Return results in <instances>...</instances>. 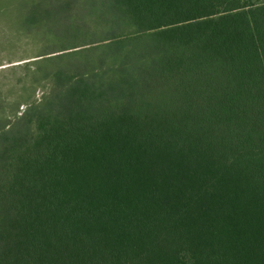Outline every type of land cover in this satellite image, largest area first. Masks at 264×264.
I'll use <instances>...</instances> for the list:
<instances>
[{"label": "trees", "instance_id": "16d2710c", "mask_svg": "<svg viewBox=\"0 0 264 264\" xmlns=\"http://www.w3.org/2000/svg\"><path fill=\"white\" fill-rule=\"evenodd\" d=\"M0 19L36 58L0 85V264H264V0Z\"/></svg>", "mask_w": 264, "mask_h": 264}, {"label": "rangeland", "instance_id": "374dc122", "mask_svg": "<svg viewBox=\"0 0 264 264\" xmlns=\"http://www.w3.org/2000/svg\"><path fill=\"white\" fill-rule=\"evenodd\" d=\"M6 30L3 28L2 21L0 19V48L2 45H6L9 43L3 36H5ZM0 49V61L2 65L0 66V85L11 86L17 82L19 84V78H24L23 69L26 67H34V61L36 58L34 57H20V54L9 55L6 52ZM28 65V66H27ZM3 70V71H2ZM20 85V84H19ZM47 86H40L35 90V95L33 99H39L42 97L45 92ZM7 101V102H6ZM6 104L10 99L6 100ZM19 109L23 111L25 109V105H16L14 110ZM10 112V111H9ZM11 115V113H9ZM21 114V112H19ZM1 117V116H0Z\"/></svg>", "mask_w": 264, "mask_h": 264}]
</instances>
